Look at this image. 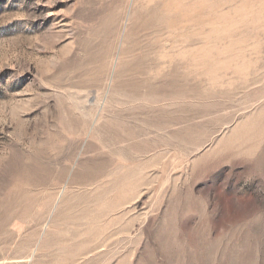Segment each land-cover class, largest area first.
<instances>
[{"label":"rangeland","instance_id":"rangeland-1","mask_svg":"<svg viewBox=\"0 0 264 264\" xmlns=\"http://www.w3.org/2000/svg\"><path fill=\"white\" fill-rule=\"evenodd\" d=\"M0 264H264V0H0Z\"/></svg>","mask_w":264,"mask_h":264}]
</instances>
